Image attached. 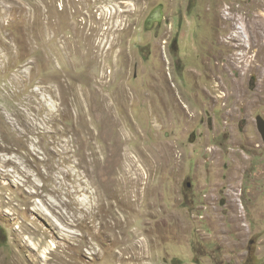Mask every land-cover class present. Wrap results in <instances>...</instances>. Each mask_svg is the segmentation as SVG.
Wrapping results in <instances>:
<instances>
[{"label":"rangeland","instance_id":"374dc122","mask_svg":"<svg viewBox=\"0 0 264 264\" xmlns=\"http://www.w3.org/2000/svg\"><path fill=\"white\" fill-rule=\"evenodd\" d=\"M257 117L264 0H0V264H264Z\"/></svg>","mask_w":264,"mask_h":264},{"label":"water","instance_id":"95a60500","mask_svg":"<svg viewBox=\"0 0 264 264\" xmlns=\"http://www.w3.org/2000/svg\"><path fill=\"white\" fill-rule=\"evenodd\" d=\"M161 17V13L159 11L155 12V14H153V16L150 18V21L152 20H159ZM255 124H256V128L258 133L261 136L262 142H263V146H264V119L257 117L255 120Z\"/></svg>","mask_w":264,"mask_h":264},{"label":"bare ground","instance_id":"6f19581e","mask_svg":"<svg viewBox=\"0 0 264 264\" xmlns=\"http://www.w3.org/2000/svg\"><path fill=\"white\" fill-rule=\"evenodd\" d=\"M214 10H215V9H214ZM227 15H228V14H227ZM223 19L228 20V18H222L221 21H223ZM237 29H238V31H237V30L235 31V35H236V36H241V37H243L244 39H246L247 37H244V36L242 35V32L239 31L241 28L238 27ZM103 176H104V175H103ZM97 195H98V194H97ZM130 249H131V248H130ZM125 253H126V252H125Z\"/></svg>","mask_w":264,"mask_h":264}]
</instances>
